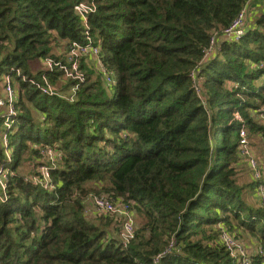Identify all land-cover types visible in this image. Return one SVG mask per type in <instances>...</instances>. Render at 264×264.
<instances>
[{
  "label": "trees",
  "instance_id": "trees-1",
  "mask_svg": "<svg viewBox=\"0 0 264 264\" xmlns=\"http://www.w3.org/2000/svg\"><path fill=\"white\" fill-rule=\"evenodd\" d=\"M246 1L0 0V96L5 77L17 87L13 126L0 123V264H241L225 232L252 236L264 264L260 181L240 182L253 171L240 132L264 138L262 0L222 40ZM77 44L98 49L78 58L82 77H54Z\"/></svg>",
  "mask_w": 264,
  "mask_h": 264
},
{
  "label": "built area",
  "instance_id": "built-area-1",
  "mask_svg": "<svg viewBox=\"0 0 264 264\" xmlns=\"http://www.w3.org/2000/svg\"><path fill=\"white\" fill-rule=\"evenodd\" d=\"M255 0H247L246 3L244 4L242 10L239 12V14H237V16L234 18V20L231 22V24L226 27L223 32L224 35L223 37L227 36L229 40L231 41H238L240 40L243 35L245 34L246 31V18L248 17V10L250 9V6H252V3ZM262 2L264 3V0H262ZM79 10L82 13H86L89 10V6L88 4L84 3L81 4L79 7ZM90 12V11H89ZM216 40L215 38L211 41V45L208 48H205L204 50V57H203V63L205 61H208L211 57L214 56V52L217 49L216 48ZM84 47L88 48V51L84 50ZM97 48L96 47H91V45L89 44L86 46L77 44L76 47L74 48V51L72 53V55L69 57V60L71 62V69L73 72H69V75H72L74 73H76L78 76L77 77H82V73L79 71V61L78 58L81 57V55H86L89 53H95L97 52ZM207 63V62H205ZM204 63V64H205ZM48 66L50 68H52V62L48 61L47 62ZM68 72V70H67ZM194 75L196 76V72L194 73ZM49 86H42L41 88H43L45 90V92L49 93L50 95H57L60 96L62 98H66L69 102H74L76 100V93H75V89H67L66 91L69 92H60L59 90H56L55 92L50 91ZM3 92L4 94H2V97L0 96V123H3L4 125V129L6 128V130H9L12 128L13 123H14V117L17 115V110L14 107L13 101L16 95V92L13 88L12 82H11V78L9 77H5V80L3 81ZM234 119L236 120H242L241 115L237 112L234 114ZM240 136H241V143L244 144V146H246V137L249 136L248 133H246L244 130H242L240 132ZM3 139L5 140V143L8 142L7 137L3 136ZM243 150L247 153H249L248 149H246L245 147H242ZM49 154L51 155V150H49ZM254 162V159H251V163ZM253 168V166H252ZM41 171L44 173L45 177L48 178L49 177V171L48 168L46 166H42L41 167ZM3 173V166L0 165V177L1 174ZM257 179H261L260 177ZM35 183H39V180L37 179V177L35 179H33ZM262 186V187H260ZM259 186V192H260V196H261V202L264 204V193L262 191H264V184ZM3 188H5L3 186ZM7 198L6 194L2 195V199L5 200ZM93 204L96 208H98L102 214H117L118 216L122 217L123 215H121L122 213L126 214V207L125 206H120L119 205H113L112 203H110L107 200L101 199L99 197H93L92 198ZM123 232L124 234L126 233H131L133 231V224H132V220L130 217H126L125 220H123ZM129 237H125L124 238V243H126L128 241ZM223 239H224V243L227 246V249L230 250L231 254L234 255L235 257H239L241 258V264H251L249 257L247 256V253L243 251V249L241 248V246L238 245H233L234 242L236 243L238 240L235 238L234 235H230L228 233H224L223 235ZM173 244V242L171 243V245ZM164 255V253L162 255H160L159 257H157V261L160 257H162Z\"/></svg>",
  "mask_w": 264,
  "mask_h": 264
},
{
  "label": "rangeland",
  "instance_id": "rangeland-1",
  "mask_svg": "<svg viewBox=\"0 0 264 264\" xmlns=\"http://www.w3.org/2000/svg\"><path fill=\"white\" fill-rule=\"evenodd\" d=\"M84 50L88 51V48L87 47H84ZM82 57V55H81ZM67 69V68H66ZM69 72H73L72 70H68V72L65 74V75H62L61 72H58V73H54V77L58 78V79H61L62 76H63V79L64 80H67V79H70V78H76L78 75L76 73L72 74V75H69ZM12 82V80H11ZM3 85V83H2ZM13 85V88L16 92V89L17 87L12 83ZM49 89L50 91L52 92H55L56 90H58V88H54L53 86H49ZM2 91H3V88H2ZM2 94H4V92H2ZM253 116L255 119H259L261 117L260 113L258 112H254L253 113ZM246 133L247 131L244 130ZM246 146H244V144L241 143L240 141V146L241 147H245L246 149H248L249 153H246L247 157L250 159H253L255 157V160L254 162H252V165H253V171L247 169L241 174L240 176V182H243V183H246L248 184L249 182L253 181V180H258L260 181L259 182V186L264 184V138L262 135L260 134H256V135H253V136H247L246 137ZM19 143V137H16V144L18 145ZM254 148H253V147ZM51 155L49 154L48 152V155H49V159L53 162L54 160V151L51 150ZM14 161H15V158H14ZM24 173L28 172V168H27V165L26 167L23 169ZM4 173H2L1 175H3ZM5 175V174H4ZM261 178L262 179H257V178ZM262 187V186H260ZM247 190V195H246V201L248 203H253V204H258V199H259V196H260V192L258 190V194L259 196L257 195V193H255L254 190L250 189L249 187L246 189ZM264 193V191H262ZM263 196V195H261ZM261 199V197H260ZM99 215V214H97ZM238 241L233 245H238V246H241V248L243 249L244 252L246 253H250L254 250L257 249V246H256V243L254 242V239L252 236H250L249 234H243L241 236V238L237 239Z\"/></svg>",
  "mask_w": 264,
  "mask_h": 264
},
{
  "label": "water",
  "instance_id": "water-1",
  "mask_svg": "<svg viewBox=\"0 0 264 264\" xmlns=\"http://www.w3.org/2000/svg\"><path fill=\"white\" fill-rule=\"evenodd\" d=\"M225 39H228V37H227V36H225V37H222V40H225Z\"/></svg>",
  "mask_w": 264,
  "mask_h": 264
},
{
  "label": "crops",
  "instance_id": "crops-1",
  "mask_svg": "<svg viewBox=\"0 0 264 264\" xmlns=\"http://www.w3.org/2000/svg\"><path fill=\"white\" fill-rule=\"evenodd\" d=\"M253 252V251H252Z\"/></svg>",
  "mask_w": 264,
  "mask_h": 264
}]
</instances>
